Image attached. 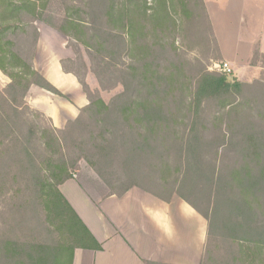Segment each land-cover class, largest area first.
<instances>
[{
  "label": "trees",
  "instance_id": "1",
  "mask_svg": "<svg viewBox=\"0 0 264 264\" xmlns=\"http://www.w3.org/2000/svg\"><path fill=\"white\" fill-rule=\"evenodd\" d=\"M38 20L69 38L62 67L88 98L63 128L27 101L61 95L34 66ZM220 59L204 0H0V264L102 248L60 190L82 161L110 194L188 202L207 220L201 264H264V78L210 70Z\"/></svg>",
  "mask_w": 264,
  "mask_h": 264
},
{
  "label": "crops",
  "instance_id": "2",
  "mask_svg": "<svg viewBox=\"0 0 264 264\" xmlns=\"http://www.w3.org/2000/svg\"><path fill=\"white\" fill-rule=\"evenodd\" d=\"M40 32L34 66L66 98L32 86L27 101L61 128L78 116L88 98L78 79L63 70L61 61L68 51L64 36L49 26L40 27ZM249 66L254 70L252 79L259 77L261 67ZM0 76L9 82L1 71ZM86 164L60 190L102 248L76 249L73 264H201L207 220L188 202L176 194L166 201L139 187L122 196L110 194Z\"/></svg>",
  "mask_w": 264,
  "mask_h": 264
},
{
  "label": "rangeland",
  "instance_id": "3",
  "mask_svg": "<svg viewBox=\"0 0 264 264\" xmlns=\"http://www.w3.org/2000/svg\"><path fill=\"white\" fill-rule=\"evenodd\" d=\"M204 1L206 4V9L209 18L212 23L214 36L217 40L221 55L220 60L212 61V64L209 67L210 70H217L220 72H224L223 64L227 62L231 67V72L229 73L224 72V73L228 74V77L230 79H234L236 76L238 78L240 77L241 79H251L250 82H252L258 78L261 77L264 78V74H263L264 68L259 66L261 67L260 76L252 79L254 70L251 69L249 66L254 50L259 49L260 51L264 52V0H204ZM234 1L236 2L235 6H234ZM36 26L39 30V38L41 34L40 27L49 26L54 28L50 24L41 20L36 21ZM54 29L57 30L56 28ZM62 35L64 36V39L67 41L66 47L68 50L66 51L65 54L66 57L64 56L65 58H63L62 60L75 59V52L73 47H71L69 44V38L64 34ZM36 50H35V54H36ZM35 54H34V58H35ZM83 54L85 60L88 63V58L84 51ZM190 55L192 56L193 53H191ZM234 62L235 64H237L235 68H234ZM88 76L90 79L88 82L89 85H91L90 87L92 89H95L93 87L98 88L99 84L96 76L91 71H88L87 81H88ZM6 85L7 83L5 82L4 78L0 76V87H5ZM122 90L123 87L119 85L113 90L102 91L101 94L106 101H109L111 97L121 92ZM57 95L66 98V96H64L62 92L61 95L59 94ZM45 116L49 118L46 114ZM84 163L86 162L82 161L80 163V166L84 165ZM89 166L90 165L87 163L85 167H89ZM79 168L74 172V174L78 172Z\"/></svg>",
  "mask_w": 264,
  "mask_h": 264
},
{
  "label": "built area",
  "instance_id": "4",
  "mask_svg": "<svg viewBox=\"0 0 264 264\" xmlns=\"http://www.w3.org/2000/svg\"><path fill=\"white\" fill-rule=\"evenodd\" d=\"M223 70H224V72H228V73L231 72V67H230L229 63L225 62L223 64Z\"/></svg>",
  "mask_w": 264,
  "mask_h": 264
}]
</instances>
